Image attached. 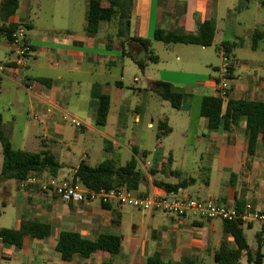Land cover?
I'll return each instance as SVG.
<instances>
[{"label":"crops","instance_id":"obj_1","mask_svg":"<svg viewBox=\"0 0 264 264\" xmlns=\"http://www.w3.org/2000/svg\"><path fill=\"white\" fill-rule=\"evenodd\" d=\"M3 1L0 0V9ZM89 1L81 29L71 17L58 23L55 12L52 21H44L30 0H19L17 11L7 21L2 20L0 12V61L8 62L13 57L12 25L27 22L31 44L22 71L12 67L0 80V171L3 140L16 149L51 152L62 164L57 179L73 178L82 161L96 166L105 159L125 164L134 158L146 177L132 189L136 194L167 193L154 185V179L177 183L194 178L193 183L177 192L228 205L249 201L264 212V142L259 140L250 154L246 115H241L238 124H232L230 129L222 123L214 131L209 129V117L201 107L205 97L218 96L216 80L223 52L235 61L230 95L224 101H264V56L255 54L264 53V46L257 42L264 39V31H260L261 38H254L264 26V0H130L131 38L118 35L117 18L102 21L96 33L87 32ZM101 3L104 7L110 5L108 0ZM206 21L215 25L210 46L155 39L158 29L196 33ZM252 34L249 47L255 53L239 56L245 48L244 37ZM132 38L147 39L150 45L146 48ZM225 42L237 45L227 51ZM151 56L158 59L153 61ZM133 57L145 64L144 69ZM128 59L142 75L140 79L133 78L139 82L136 86L126 82ZM114 68L119 73H114ZM157 81L169 83L172 91L182 95L179 108L160 96ZM98 92L109 95L111 100L103 126L97 124ZM136 96L140 104L134 103ZM166 102L176 109L175 116H184L197 127L192 154L193 160L198 158L202 163L197 178L183 177L173 167L178 158L190 157L191 152L176 151L175 143L164 149L176 125L182 133L188 129L186 125H174L161 111ZM49 106L63 108L87 125L78 128L64 123L57 108L47 112ZM126 115L133 118L131 125ZM122 157L125 163H121ZM37 177L52 178L49 172ZM171 177L178 181H170ZM0 197V228L20 229L34 221L51 227V233L44 237L26 233L22 246L0 238V264H147L155 253L167 261L189 257L197 264H217L215 254L222 245L237 247L233 234L226 231L220 219H183L162 210L122 206L116 200L65 202L54 191H44L38 183L28 180L0 178ZM242 228L252 254L258 248L262 252L264 222L255 220ZM64 231L90 240L102 233L121 235L120 250H96L88 256L75 250L61 252L57 245ZM249 233L256 238L255 244L249 241ZM240 264H253L248 262L246 252Z\"/></svg>","mask_w":264,"mask_h":264},{"label":"trees","instance_id":"obj_2","mask_svg":"<svg viewBox=\"0 0 264 264\" xmlns=\"http://www.w3.org/2000/svg\"><path fill=\"white\" fill-rule=\"evenodd\" d=\"M102 0H90L87 11L86 30L89 33H96L99 30L102 21L118 19V35L130 37V0H108L109 7L102 6ZM19 7V0H4L1 4V18L7 21ZM17 25H12L10 39ZM215 35V25L211 21L200 24L196 33L176 34L166 33L161 29L156 30L155 39L166 43L182 42L195 43L203 46H210L213 43ZM255 37H262L261 32H257ZM139 41L146 48L149 47L150 41L143 38H132ZM237 45L236 42L223 44L227 51L230 46ZM140 68L144 69L145 64L133 57ZM151 60L156 61L157 56H151ZM156 85L163 99L169 100L174 108H179L182 101V95L171 90V85L166 82L157 81ZM99 107L97 113V124L103 126L107 123L110 110V96L98 92ZM202 110L209 117V129L217 130L224 125L225 129H230L232 124H238L241 115L247 116L248 132V152H255L259 140L264 142V101L262 100H234L229 99L227 102L219 96H207L202 101ZM231 118V120H230ZM1 123V115H0ZM3 164L0 171V178L16 179L25 181L32 175H42L49 172L52 177H57L62 164L55 156L46 150L40 152H29L14 148L9 141L3 140L2 143ZM155 174V171H151ZM73 179H78L85 187L100 190L112 188H127L132 190L137 185L145 181L146 177L143 170L139 167L138 162L133 158L125 164H117L112 159H105L96 166L82 161L76 168ZM194 178L184 179L177 183L164 182L163 180L154 179V185L165 189L167 192H177L193 183ZM245 205V204H244ZM244 205H235L242 209ZM225 229L231 232L235 238L237 247L229 249L222 245L215 254L217 264H240L243 252L248 255V262L253 264H263V254L258 248L253 255L247 239L243 232L244 222L224 221ZM32 233L36 237L48 236L51 233V227L47 223L38 221L30 222L20 229L0 228V238L8 243L22 246L24 235ZM122 236L117 234L102 233L97 239L90 240L81 237L76 232H62L58 241L57 248L61 252L70 250L80 251L84 256L90 255L96 250H107L118 252L120 250ZM147 264H197L193 258L185 257L180 261H167L162 259L159 253H155L148 258Z\"/></svg>","mask_w":264,"mask_h":264},{"label":"built area","instance_id":"obj_3","mask_svg":"<svg viewBox=\"0 0 264 264\" xmlns=\"http://www.w3.org/2000/svg\"><path fill=\"white\" fill-rule=\"evenodd\" d=\"M28 32L29 24L27 22L17 24L10 39L13 57L8 62L0 61V80L6 77L7 71L12 67L18 72L22 71L25 59L31 52ZM234 64V59L223 52L216 80L218 96L223 99H228L230 95V75ZM54 107L60 111L59 116L62 122L78 128L87 125L82 119L57 106H49L47 112H52ZM27 180L30 183H38L44 191H54L65 202L82 203L98 199L103 203H108L116 200L122 206L145 211L162 210L183 219H220L222 221H241L245 224L255 220L264 222V212L257 210L249 201L245 203L242 209H239L235 205L218 203L212 198L189 197L179 192L160 193L150 191L145 194H136L130 189L120 187L109 190H94L85 187L78 179L52 177L47 180L35 175L30 176Z\"/></svg>","mask_w":264,"mask_h":264},{"label":"rangeland","instance_id":"obj_4","mask_svg":"<svg viewBox=\"0 0 264 264\" xmlns=\"http://www.w3.org/2000/svg\"><path fill=\"white\" fill-rule=\"evenodd\" d=\"M24 1V0H21ZM32 7L34 8V11L39 12L40 15L42 16L44 21H52V14L55 12L56 13V21L58 23H64L67 17L73 18V21L76 24V27H79L81 29V23L84 19V15L86 13V2L88 0H30ZM40 6V8H39ZM264 19V16H263ZM249 23V19L246 20ZM243 30V29H242ZM264 31V26H261V28L258 30ZM254 34V33H253ZM250 37H244V49L240 51L239 56L245 55V56H251L255 52L249 47L250 43L252 42V36ZM259 45L264 46V39L258 40L257 41ZM161 46H164L165 43H160ZM257 56H264V53L262 52H256L255 53ZM128 64L129 67L126 70V82L128 83H133V85H138L139 82H134L133 78L135 76H138V78H142L141 73L137 71V67L134 65V63L128 59ZM131 66V67H130ZM133 66V67H132ZM114 73H119L117 68H114ZM131 90H135L134 87H130ZM130 91V90H129ZM134 103L135 104H140V97L136 96L134 97ZM163 102V101H162ZM161 111L164 112L165 115L169 116L172 123H179L181 125H186L188 129L186 132L182 133V130L177 127L176 125V130L172 134V136L168 139L165 140L164 144L165 147L164 149L167 150V148L170 146L171 143H175L178 146L175 148L176 151H186L188 153L191 152L190 157H187L184 159V157L178 158V160L173 164L174 168H177L183 177L186 176H193L195 178L198 177V175L201 173V166L202 163L199 160H193L194 158L192 157L193 152L195 151L196 147L194 146L195 144V135L198 133L197 127L194 125H191L188 123L187 119L184 116L178 115L175 116L173 112H177L176 109H173V107L169 104V102H166L165 105L161 106ZM129 114V113H128ZM131 116L126 115L127 121L130 122V125L132 124L131 121ZM176 121V122H175ZM154 139V137H153ZM123 160H121V163H125V159L122 157ZM2 163V157L0 156V164ZM91 163H94L92 161ZM147 174L150 176V172L147 169ZM170 181H178L177 177H171ZM1 198V197H0ZM1 206V205H0ZM249 241L252 243H256V238L252 236L249 233ZM262 252L264 253V245L262 247Z\"/></svg>","mask_w":264,"mask_h":264}]
</instances>
